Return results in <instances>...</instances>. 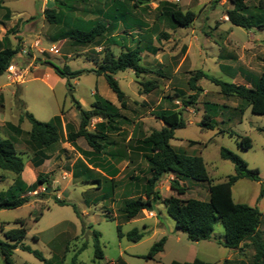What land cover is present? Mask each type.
Listing matches in <instances>:
<instances>
[{
	"label": "rangeland",
	"instance_id": "obj_1",
	"mask_svg": "<svg viewBox=\"0 0 264 264\" xmlns=\"http://www.w3.org/2000/svg\"><path fill=\"white\" fill-rule=\"evenodd\" d=\"M56 1L0 0V35L3 33L5 16H9L6 8H9L16 19L26 21V25H37L38 30H41L37 32L36 29L40 33L39 47L45 49L39 50L40 54L36 58L22 53L23 57L34 60L33 64L29 59L23 63L17 59L13 61L27 70L22 82L12 83L6 74L0 77L1 138L12 136L17 151L23 155L27 152L30 156L32 151L38 149L29 141L25 131L31 129V123L28 120L19 123L25 107L37 120L45 123L57 116L61 117L62 110V114L66 115L65 123L61 118L57 124L58 142L42 151L44 156H56L57 166L44 175L51 182V191L46 193V197L36 199L37 191L45 193V186H40L35 192L28 193L32 197L29 203L16 209L0 210V239L5 240L2 226L5 231H9L18 228V220H24L28 232L23 243L40 251L52 264H70L81 250L77 256L78 264L98 263L95 259L94 231L101 234L105 255V259L99 261L101 264H118L120 261L125 264H171L172 261L192 262L195 258L222 264L232 254L233 260L249 264L255 254L249 242L236 250L214 242H192L186 234L177 230L175 221L160 202L154 204L152 209L143 210L137 217H140L138 222H125L122 213L124 198L120 193L116 195L110 190L103 191L97 187V183H85L82 176L72 179L73 172L81 170L75 167L77 150L68 142L66 130L67 125H71L74 130L80 126L81 118L74 101L80 100L91 109L90 102H94L99 95L115 102L117 98L104 77H98L95 73L84 74L67 83L66 79L56 75L53 67L98 69L107 53L117 56L124 48L140 46L141 65L151 72L136 75L126 70L114 76L125 92L128 103L125 110L120 109V113L130 122L144 119V128L149 133L161 126L155 117L156 112L165 109L180 111L187 127L175 131L172 144L181 146L183 141L184 144L189 142L184 154L202 157L211 179L210 182L187 180L183 183L187 193L182 197L207 200L210 184L224 182L236 173L235 165L221 157L222 147L237 153L250 169H258L264 180V117L253 114L249 104L239 97L223 95L218 86L205 78L196 82V86L202 90L195 105L185 107L182 99L194 94L189 79L197 71L225 82L252 86L264 71V30H246L233 25L226 15L228 10L234 8L230 0H88L87 4L71 0L68 5L74 8L73 12L67 8L58 10ZM167 2L183 12H194L196 19L188 28L176 26L171 21L169 7H165ZM247 5L254 15L264 12V0H247ZM47 9L63 11L62 23H50L44 15ZM108 15H123L126 18L122 21L113 20L107 18ZM98 21L109 24V33L100 37L98 43L84 45L66 37L59 50L60 55L50 52V45L60 38L61 33L72 27L92 26ZM17 43L20 44L19 41ZM145 47L154 49L155 53L145 51ZM63 54L70 57L64 58ZM222 65L227 67L224 72L220 69ZM48 69H52V72ZM148 82L154 85V89L145 93L144 84ZM145 95L147 100H143L142 104L139 101ZM206 103L220 106L215 130H204L198 125ZM116 107L120 108L119 102ZM240 110L245 113L242 115ZM98 121V118L92 120L90 131ZM127 121L122 119L119 122V131L131 127ZM10 124L20 126L25 132L19 135L11 131ZM117 137L110 135V144L105 148L113 146L111 143L116 144ZM243 137L252 139L251 149L239 147ZM80 143L87 146L83 138H80ZM137 169L139 175L150 176L147 163L142 162ZM11 175L0 170V191L8 189ZM162 181L157 184V190L162 197H168L171 195L169 183L165 177ZM261 188V183L248 179L239 181L233 187L234 199L237 203L257 207L264 212ZM54 195L76 204L82 213V220L77 217L72 206L57 205L52 199ZM40 212L43 215L35 222V215ZM118 224L124 234L137 228L144 233V237L137 243L127 238L120 239ZM260 232L264 240V223ZM224 234L223 225L217 223L214 236L221 238ZM164 237L167 238L164 251L155 260L142 258ZM13 262L42 264L35 256L19 248L15 251ZM0 264H3L2 260Z\"/></svg>",
	"mask_w": 264,
	"mask_h": 264
},
{
	"label": "trees",
	"instance_id": "obj_2",
	"mask_svg": "<svg viewBox=\"0 0 264 264\" xmlns=\"http://www.w3.org/2000/svg\"><path fill=\"white\" fill-rule=\"evenodd\" d=\"M71 0H57L58 10L64 8L71 12L74 8L69 6ZM83 4H87L88 0H79ZM234 8L227 11L229 21L238 27L246 30L258 28L264 30V12L260 15H254L250 12L247 5V0H230ZM165 7H169L171 21L178 27L188 28L196 19V14L191 11L183 12L175 7L172 3H165ZM63 11L56 9H47L44 11L45 18L54 24L62 23ZM109 19L124 20L123 15H108ZM109 21V20H107ZM109 33V24L104 21H98L92 26L72 27L69 30L61 33L60 38L69 37L80 44H96L98 39L104 34ZM141 47L137 46L134 49L122 51L118 56L113 53H107L105 61L98 69L88 70H72L68 66L61 69L53 67L56 75L66 79L69 83L70 79L78 78L84 74L95 73L97 76H103L109 88L115 93L120 103V108L113 105L110 101L101 96H97L90 110L82 107L80 102L74 101L76 109L80 115L81 121L78 130H74L71 125H67L68 142L78 150L76 141L83 138L93 153H99L106 145L110 144V135L119 129V122L125 119L120 113V109L127 108L126 94L121 89L119 82L115 79V75L119 72L132 70L136 75L151 72L146 67L141 65ZM144 49V48H143ZM145 51L155 53L154 49L146 48ZM21 51V45L13 47L8 38V33L0 40V77L6 74L8 67L16 59ZM28 55L31 53L28 51ZM223 71L227 67L222 65ZM208 79L218 86L225 96H237L249 104L253 114L264 117V71L258 77L252 86L248 87L242 84H235L222 81L218 78L209 76L208 74L197 71L189 79V86L193 95L187 99H182L185 107H191L197 103L198 94L202 90L196 86V82L201 79ZM145 93H149L154 85L148 82L144 84ZM220 106L215 103L205 104V113L199 122L200 128L204 130H215L218 126L216 118L218 117ZM243 112V111H242ZM155 117L162 121L165 126L160 130H152L149 134L140 131L138 136H133L131 143L136 144V149L142 154L143 159L148 165L150 176L146 179L143 190L135 196L128 197L123 201V219L129 222L137 218L143 210L153 207L156 203H162L167 209L169 216L175 221L178 231L186 234L188 240L192 242L214 240L217 244L229 248L239 249L240 246L249 242L254 248L255 254L249 264H264V240L262 238L260 228L264 223V213L257 207H252L247 204L236 203L232 196V187L240 179H248L262 184L260 197L264 196V180L260 176L258 169H250L248 163L232 150L222 147L220 154L224 160L231 161L236 167V173L227 178L221 183L210 184V197L208 201L199 199H182L187 193V187L182 185L181 181L193 180L196 182H210L211 179L207 172L204 160L200 156H187L184 151H176L171 145V140L174 139L175 131L187 127V123L182 113L176 109H165L155 113ZM94 118L102 121L95 124L94 131L89 130V126ZM28 120L31 123V130L26 134L29 141L37 147L42 153L43 150L50 148L58 142V123L61 122V117L57 116L53 121L41 122L37 120L27 110L19 118V123ZM11 131L17 134H23L24 131L20 126L10 124ZM141 125H136V129H141ZM130 143V144H131ZM239 147L244 150L252 148V139L243 137L239 143ZM84 156L91 154L90 152L79 150ZM38 154V153H37ZM75 167H80V171L73 172V178L78 179L81 176L84 182H98L101 180H93V172L81 160L76 162ZM25 168V160L23 154L17 151L16 141L14 138H0V169L5 172L12 173L15 176L14 183L7 190L0 191V210L16 209L29 203L32 199L28 195L30 192H35L38 187L45 186V190L50 188L51 182L48 177L39 175L37 182L31 186H27L22 180V173ZM174 174L175 179L170 183V188L177 196L162 198L157 190V184L168 174ZM113 193V188L110 190ZM45 193L35 195L36 199L46 197ZM179 196V197H178ZM53 201L59 206H72L77 217L82 220V213L77 205L65 199H61L54 195ZM43 212L35 215L34 221L40 220ZM221 223L224 227L225 234L223 238L214 236L215 225ZM18 228L2 231L5 240L0 239V260L3 264H14L13 256L19 248L35 256L42 264H52L43 254L34 250L23 243L27 236V227L24 220L16 222ZM118 236L120 239L127 238L128 241L137 243L143 237L144 233L139 229L134 228L130 232L124 234L121 225H117ZM95 259L98 263L105 259L104 252L101 246V234L97 231L93 232ZM167 238L164 237L156 242L148 254L142 256L145 260H155L156 256L164 251ZM81 250L79 253H81ZM74 257L70 264H78L77 256ZM118 264H125L120 261ZM171 264H212L199 258H195L192 262L172 261ZM222 264H247L238 260L226 259Z\"/></svg>",
	"mask_w": 264,
	"mask_h": 264
},
{
	"label": "crops",
	"instance_id": "obj_3",
	"mask_svg": "<svg viewBox=\"0 0 264 264\" xmlns=\"http://www.w3.org/2000/svg\"><path fill=\"white\" fill-rule=\"evenodd\" d=\"M6 9H7V11H9V16L8 15L5 16L3 33L0 35V40L4 36H6L8 33V38L10 39V43L13 47H16L18 45V43H17L18 41L20 42L21 51L18 53V55L16 57L18 62L23 63V61L29 59V62H31V64H33L34 60L30 61V58H27V57H26L27 58L26 59L25 57H23L22 53H24V51L28 49V51H30V53H31L30 56L36 58L40 54L39 50H45V49L39 47L41 40H39V34L40 33H37V32H41V30H38L37 25H35L33 23L26 25V21L23 22L21 19H16L13 15L12 11L9 8H6ZM41 12H43L42 9H41ZM36 29H37V32H36ZM63 42H64V39L57 38L56 42H54L52 45H50V49L53 46H55L56 44H59L58 48H61ZM127 49H129V48H124L123 50L126 51ZM57 54H59V52ZM63 57L64 58L70 57V55L66 56V54H63ZM23 66H21V67H23ZM23 68H26V67H23ZM220 69H221V66H220ZM48 71L52 72V69H48ZM221 71H223V70L221 69ZM89 74H91V73H89ZM98 77H103V76H98ZM92 94L95 95V92H93ZM99 96H101V95H99ZM116 98H117V96H116ZM140 100L141 101H139V102L143 104V102H144L143 100H147V95L141 96ZM108 101H110V100H108ZM78 102H80V104L82 105V107L84 109L90 110L89 108H87L85 106L84 102H81L80 100H78ZM94 102H90V106H89L90 108L92 107ZM110 102L113 105L117 106L119 101L117 99V102H115V101H110ZM24 105H25V103H24ZM24 110H26V107ZM62 113H63V110H62ZM62 113H61L62 122L65 123L64 118L66 117V115H64ZM204 113H205V108H204ZM244 113L245 112L241 111L242 115ZM157 120H159V119H157ZM101 121L102 120L100 119V121H98L97 123H99ZM160 122H161L160 128L159 129L153 128L152 130H154V129L160 130L165 126V124L162 121H160ZM127 123H128V125L131 126L129 129H125V127H124L122 131L116 130V131H114V133L111 134V135L116 136V137L118 136L117 137L118 141H116V144L111 143V145L113 144V146H107V149L104 147L103 150L99 153H93L91 148L86 143V141H85V144L87 146L86 147L82 146L80 143V138L76 141V145L78 147V150L76 148H74L77 150L76 162L79 160L83 161L88 166V168L92 170L93 180H97V179L101 180V183H98V182H89V183H97L98 184L97 187H99V189H101L103 191H106V190L109 191L113 188V193H116V195L118 193H120L124 199H126L128 197L135 196V194L137 195V193H140L144 188V185L146 183V179L149 177V176L144 177V175H142V176L139 175L140 172L138 171L137 168H139V166L142 165V162H144V163H146V162L143 159L142 154L136 149V144L131 143V139L133 136L134 137L138 136L140 134V131L144 132L145 134H149L152 131L151 130L149 133H147V130L144 128L145 120L142 118L139 120H136L134 122L127 121ZM139 124L142 126L140 130L135 128V126L139 125ZM94 129H95V125H94L92 131H94ZM22 130L24 131V129H22ZM30 130H25V131L28 132ZM6 137L12 138V136L11 137L6 136ZM0 138H1V136H0ZM2 139H5V138H2ZM174 139H175V136H174ZM173 140H171V145L178 152L184 151L186 146L189 145V142H185V144H184V141L181 140V141H183V143H182L183 145L175 146L172 144ZM16 146H17V144H16ZM79 150H84V151L90 152L91 154L83 156L81 154V152H79ZM25 153L26 154L23 155L24 160H25V168H24V171H23L21 177H22L23 182L27 186H31V185L35 184L37 182L39 175H46V174L50 173V171L53 170V168L55 166H57L55 163L56 156H52V154H48V156H44L43 153H41L39 150L32 151L33 155L31 154L30 156L28 155L29 153L28 154H27V152H25ZM27 156H29V159L27 158ZM3 172H5V171H3ZM148 172H149V169H148ZM7 173H9V172H7ZM10 174H12V173H10ZM11 176L12 177L9 178L10 182H9L8 188L10 186H12L14 183L15 176L13 174ZM165 178H166V182L169 183L168 191L171 193L170 196H177V194L173 190H171V188H170V183L172 182V180H174L176 178L175 175L171 173V174L166 175ZM72 179H73V177H72ZM242 180H244V179H240L239 181H242ZM160 182L163 183L164 181H160ZM185 182H187V181H181L180 183L182 185H184L183 183H185ZM85 183H88V182H85ZM257 183H260V182H257ZM233 187H232V196L234 199ZM30 193H32V192H30ZM40 193H42V192H40ZM37 194H39L38 191L35 193V195H37ZM170 196H168V197H170ZM209 197H210V192L208 193V199L203 200V201H208ZM162 198H167V197H162ZM180 198L184 199L182 196H180ZM124 199H123V201H124ZM34 201L38 202L40 200H34ZM234 201H235V199H234ZM147 213H154V212H147ZM85 214L87 215L86 212H85ZM139 218H135V219L131 220L130 222H138L140 220ZM223 237L224 236H221V238H223ZM208 242L216 243L214 240H209ZM231 250H233V249H231ZM227 259H233V254L230 258H227Z\"/></svg>",
	"mask_w": 264,
	"mask_h": 264
},
{
	"label": "built area",
	"instance_id": "obj_4",
	"mask_svg": "<svg viewBox=\"0 0 264 264\" xmlns=\"http://www.w3.org/2000/svg\"><path fill=\"white\" fill-rule=\"evenodd\" d=\"M176 2H179V0H176ZM58 47H59V44H56L50 49V52L57 54L60 49ZM23 54L28 55V51L25 50ZM26 73H27V70L20 68L18 65L14 64L13 62L11 63V65L8 67L6 71V75L12 83L22 82Z\"/></svg>",
	"mask_w": 264,
	"mask_h": 264
},
{
	"label": "water",
	"instance_id": "obj_5",
	"mask_svg": "<svg viewBox=\"0 0 264 264\" xmlns=\"http://www.w3.org/2000/svg\"><path fill=\"white\" fill-rule=\"evenodd\" d=\"M50 191H51V188H47V189L45 190L46 193H49ZM150 209H152V207H150Z\"/></svg>",
	"mask_w": 264,
	"mask_h": 264
}]
</instances>
